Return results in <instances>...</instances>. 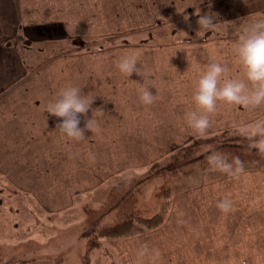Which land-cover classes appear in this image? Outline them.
<instances>
[{
    "label": "crops",
    "instance_id": "0c3cea01",
    "mask_svg": "<svg viewBox=\"0 0 264 264\" xmlns=\"http://www.w3.org/2000/svg\"><path fill=\"white\" fill-rule=\"evenodd\" d=\"M204 13L213 16V24L219 23L221 37L109 44L114 46L81 54H92L93 59L78 60L79 54L70 62L62 57L42 67L0 60V173L36 200L43 197L39 204L44 210L60 211L63 198L71 195L68 189L86 191L117 171L149 165L185 144L192 134L237 128L264 106V100L240 104L218 99L215 110L207 113L209 124L203 131L185 119L189 110L203 111L192 93L209 62L226 66L221 82L243 78L233 47L243 31L228 29L243 20L264 19V0H0V21L13 22L9 36L40 49L121 35L145 34L141 42H147L156 35L155 27ZM120 47L138 53L140 74L128 76L118 69L116 56L109 53ZM69 83L94 97L95 108L79 114L80 124L88 115L102 117L101 128L92 127L99 129L92 134L98 143L95 149H79L87 142H69L78 138L62 133L56 126L61 118L46 110ZM144 86L154 94L148 104L139 96ZM104 143L108 146L102 148ZM83 149L91 159L80 162L77 152ZM225 198L231 201L226 210L217 203ZM122 247L128 264H264V170H233L172 193L164 223L127 238Z\"/></svg>",
    "mask_w": 264,
    "mask_h": 264
},
{
    "label": "rangeland",
    "instance_id": "374dc122",
    "mask_svg": "<svg viewBox=\"0 0 264 264\" xmlns=\"http://www.w3.org/2000/svg\"><path fill=\"white\" fill-rule=\"evenodd\" d=\"M192 15L196 14L185 16L183 20H176L155 27L154 30H158L156 35L151 38L148 37L150 39L147 42H141L145 34L132 37L121 35L103 41L85 40L84 46L74 43L76 40H71L63 46L55 44L41 51L34 48L38 45H29L31 43L27 41L24 43L19 36L11 38L9 35L12 32L13 22L0 21V42L3 41L0 60L5 63L21 61L27 68L29 64L42 67L43 63L53 64L54 61H59L62 57L70 62L79 54L78 60L93 59L92 54L87 55V57L81 54L83 52H97L109 44L127 45L128 42L130 44L155 45L221 37L222 31L219 23L205 28L199 26L197 19ZM252 24L254 23H249V20H243L229 26L228 30H242L244 32ZM27 45L31 46L34 51L26 50ZM124 52H127V47H120L109 54L115 55V59H118ZM94 108L95 106L91 102L88 110ZM253 112L258 114H256L257 117L254 116L250 121L246 118L245 123L233 128L238 130H230L227 132V136L256 138L254 145L264 147V131L257 128L258 124L264 125V106H258V112ZM91 116L88 115V118ZM92 117L95 121L93 127L100 129L103 125L100 121L102 117L99 118V115ZM80 126L83 127L81 124ZM99 129H84V135L74 140L70 138L69 142L83 145L87 142L89 144L81 146L79 149H95L94 144L98 143L93 139L92 134L98 132ZM260 132L263 134H259ZM205 135L209 134H192L186 143L193 138ZM104 145L108 146L107 143H104L102 148ZM84 150L77 152L80 156V162H82L81 158L84 157L91 159V156H86L83 153ZM51 151L60 156L57 149L51 148ZM7 153L12 152L7 151ZM169 153L149 165L117 171L115 175H111L106 180H101L98 186L92 189L82 192L68 189L67 194L71 195L63 198L65 207L55 212L43 209L39 204L40 202L43 203L41 200L44 199L43 197H36V200L27 193L26 189L19 188V183L14 184L0 173V264H87L85 261V244L88 236H83L81 233L88 217L106 212L102 216L100 224L111 226L126 219L150 218L158 211L163 210L164 223L170 209L172 193L191 185H197L215 176H224L235 170L232 168L216 170L206 164V167L209 168L202 167L204 165H194L184 166L185 169L177 173L157 172L158 169L172 161V156ZM166 188L169 190L168 192L165 191ZM56 199L61 201V198L57 197ZM126 239H100L101 245L92 252L88 264H109L111 262L128 264L122 247L123 241Z\"/></svg>",
    "mask_w": 264,
    "mask_h": 264
},
{
    "label": "clouds",
    "instance_id": "9594fccd",
    "mask_svg": "<svg viewBox=\"0 0 264 264\" xmlns=\"http://www.w3.org/2000/svg\"><path fill=\"white\" fill-rule=\"evenodd\" d=\"M197 23L199 26L208 28L213 25L214 19L211 14L204 13L198 15ZM233 47L235 56L243 68V78L228 77L221 82V74L226 71V66L216 60L209 62L200 71L192 96L195 104L203 111L189 110L185 114L187 123L193 129L203 131L208 126L207 113L215 110L218 99L240 104H257L264 100V19L257 20L242 32ZM137 57L136 52L122 53L116 60L118 69L128 76L133 72L140 74ZM246 81L251 83V87ZM139 96L143 103L148 104L153 101L154 94L149 86H144L139 90ZM93 98L82 94L81 87L69 83L58 90L48 102L46 110L61 118L56 121V126H59L62 133L79 138L84 135V128L92 129L95 123L91 116L81 127L79 115L90 108ZM257 128L264 131V125L258 124ZM209 158L218 167L231 166L230 162L218 153L210 154ZM235 159L239 163V157ZM217 203L225 210L231 206V201L227 198Z\"/></svg>",
    "mask_w": 264,
    "mask_h": 264
},
{
    "label": "trees",
    "instance_id": "16d2710c",
    "mask_svg": "<svg viewBox=\"0 0 264 264\" xmlns=\"http://www.w3.org/2000/svg\"><path fill=\"white\" fill-rule=\"evenodd\" d=\"M84 41L76 40L74 43H79L80 46H84ZM25 48H27L26 50H33L31 46ZM36 50L41 51L42 49L37 47ZM230 130L238 129H229L193 138L169 153L172 156V161L158 169L157 172L168 171L177 173L184 170V166L194 165H204L202 167L209 168L206 167L208 165L216 170H224L227 168L235 170H264V147L254 145L256 138L227 136V132ZM259 134H263V132ZM212 153L221 155L226 161L230 162L231 166L227 168L218 167L210 161L209 157ZM236 157H239V163H237ZM165 191L168 192L169 190L166 188ZM104 214L106 212H100L97 216L88 217L84 222L85 227L81 234L88 236L85 244V261L87 264L92 252L100 247V239H125L147 233L157 229L163 223L165 217L163 210H160L150 218L136 217L134 220L126 219L114 223L111 226H103L100 224V221ZM109 264L116 263L111 262Z\"/></svg>",
    "mask_w": 264,
    "mask_h": 264
}]
</instances>
